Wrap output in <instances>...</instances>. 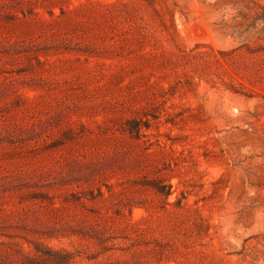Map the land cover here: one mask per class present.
Wrapping results in <instances>:
<instances>
[{
  "label": "rangeland",
  "instance_id": "obj_1",
  "mask_svg": "<svg viewBox=\"0 0 264 264\" xmlns=\"http://www.w3.org/2000/svg\"><path fill=\"white\" fill-rule=\"evenodd\" d=\"M0 264H264V0H0Z\"/></svg>",
  "mask_w": 264,
  "mask_h": 264
}]
</instances>
